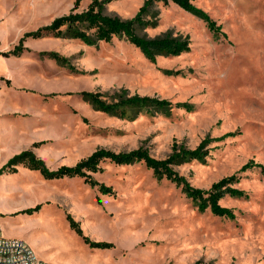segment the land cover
<instances>
[{
	"label": "rangeland",
	"instance_id": "1",
	"mask_svg": "<svg viewBox=\"0 0 264 264\" xmlns=\"http://www.w3.org/2000/svg\"><path fill=\"white\" fill-rule=\"evenodd\" d=\"M91 1L0 0V56L19 57L2 52L25 32L71 10L81 12ZM144 1L111 0L104 3V13L131 18ZM191 3L223 34L212 33L198 16L172 2H155L145 15L151 24L138 28V34L186 38L190 49L157 55L153 62L123 38L89 46L77 39L27 37L21 54L29 51L26 43L39 48L33 75L48 91L25 92L15 85L4 91L9 108H35L37 102L40 114L17 110L2 123L0 167L2 158L16 149L14 154L30 149L56 169L74 165L98 148L129 152L142 147L162 159L173 144L193 149L209 139L204 161L173 168L200 189L236 173L239 181L233 186L245 195H225L219 201L234 217L200 211L180 187L158 179L142 162L100 164L92 178L110 186L113 194L82 178L47 180L19 165L15 173L0 177V217L48 264H264V0ZM44 51L64 57L67 65ZM81 91L98 93L107 102L138 95L170 105L127 108L120 116L96 110ZM227 132L233 134L213 140ZM250 160L256 165L237 173ZM30 201L43 205L38 216L23 211ZM67 215L90 241L112 246L84 243Z\"/></svg>",
	"mask_w": 264,
	"mask_h": 264
},
{
	"label": "trees",
	"instance_id": "2",
	"mask_svg": "<svg viewBox=\"0 0 264 264\" xmlns=\"http://www.w3.org/2000/svg\"><path fill=\"white\" fill-rule=\"evenodd\" d=\"M78 0H76L77 3ZM111 0H92L87 8L81 12L71 10L67 14L55 17L49 24L41 26L33 31L25 32L18 40L17 44L8 51L2 52L3 55H20L24 49L23 42L27 37L41 38L51 36L55 38H70L80 40L85 45H95L98 42H110L112 38H123L136 48L150 61H154L157 55H179L189 51V41L186 38L171 37L165 35L162 37L145 38L138 34L137 29L151 24V21L145 20V15L149 13L150 7L155 2H162L167 5L170 2L178 5L180 8L195 14L204 21L207 28L214 34L222 33L221 26L217 25L210 16L202 9L197 8L191 3V0H145L139 7L137 13L131 18L122 19L116 15L104 13V3ZM223 34V33H222ZM41 54L55 58L62 65H67V60L55 52L44 51ZM70 67V66H69ZM80 95L89 101L96 110L105 113L124 116L127 108H156L158 110L169 107V101L165 99H156L148 96L133 95L129 97H120L116 102H107L100 98L98 93L81 91ZM185 106V103L183 104ZM233 134L227 132L213 140H222L224 137ZM209 139L202 140L197 147L193 149L183 146L172 145L171 153L162 159H157L149 152L139 147L129 152H114L104 148H98L85 158L80 159L74 165H61L56 169H50L45 162L38 158L30 150H22L10 157L1 167L0 174L15 173L17 166L22 165L30 170H36L47 180L60 179L63 177H78L90 186H97L105 194H113L110 186L99 183L92 178V173L101 171L100 164L109 161L115 165H128L142 162L147 169L152 170L154 176L158 179L165 178L176 186L180 187L185 196L191 199L200 211L209 209L213 214L227 218H233L232 209L222 206L219 201L225 196L241 197L245 192L233 184L239 181L236 173L225 176L216 182H213L208 189L193 187L188 180L174 170L175 165L190 160L204 161L208 155V150L204 149ZM256 165L252 160L243 164L237 171L241 172L247 168ZM260 166V165H258ZM41 204L23 210L24 212H36ZM70 228L79 235L84 243L91 247L108 248L111 243L92 242L83 235L77 222L69 215L66 216Z\"/></svg>",
	"mask_w": 264,
	"mask_h": 264
},
{
	"label": "crops",
	"instance_id": "3",
	"mask_svg": "<svg viewBox=\"0 0 264 264\" xmlns=\"http://www.w3.org/2000/svg\"><path fill=\"white\" fill-rule=\"evenodd\" d=\"M25 48L29 49V51H25L24 53L20 54L19 57L10 56V57L6 58V57L0 56V61L4 62V68H0V78L2 80L0 82V89L2 88L0 90V130H2L1 127L6 123L5 121L8 119V117L13 115V114H16L17 110H19L20 112L27 111L30 114H33L34 116L40 114L39 108L37 106H35L37 104V102H34L35 108H31V107L25 108L22 106H18L19 108H12V107L9 108L6 101L4 100V98H5L4 91L7 89V87L15 85V87H17L18 90H20V91L23 90L25 92L29 91V92H34V93H44V92L48 91L47 87H45V84L42 82V80L38 76L33 75V74H35L34 69H36L38 64H39V61H37L39 56H40L39 55V48H33L28 43L25 44ZM2 50L3 49H0V51H2ZM8 50L9 49H7L6 51H8ZM44 57H46V56H44ZM16 58H18V60H15ZM47 60L49 62L51 61L49 59H47ZM45 65H46V63H45ZM47 65H48V63H47ZM14 74H18L19 76L17 77ZM32 77H34V78H32ZM34 100H36V99H34ZM2 123H4V124H2ZM16 151H17V149L11 150V152H9V154L7 156L3 157L2 158L3 164ZM20 166H22V165H20ZM32 171H36V170H32ZM6 175H8V173L0 174V177L6 176ZM11 191H13V190H11ZM36 204H39V203H37L35 201H30L23 208L24 209L25 208H31V207H34ZM1 206L2 205L0 203V208H1ZM42 207H43V205H42ZM19 209H21V208H19ZM10 211H12V210L5 211V213H9ZM39 211H40V209L38 211L34 212L33 215L38 216ZM0 228L2 230V234L6 237H10V238L16 237V238H20V239L23 238L22 234L12 230V226H10V222L8 220L1 218V217H0Z\"/></svg>",
	"mask_w": 264,
	"mask_h": 264
},
{
	"label": "built area",
	"instance_id": "4",
	"mask_svg": "<svg viewBox=\"0 0 264 264\" xmlns=\"http://www.w3.org/2000/svg\"><path fill=\"white\" fill-rule=\"evenodd\" d=\"M0 264H48L24 240L7 238L0 228Z\"/></svg>",
	"mask_w": 264,
	"mask_h": 264
},
{
	"label": "bare ground",
	"instance_id": "5",
	"mask_svg": "<svg viewBox=\"0 0 264 264\" xmlns=\"http://www.w3.org/2000/svg\"><path fill=\"white\" fill-rule=\"evenodd\" d=\"M7 31V30H6ZM5 36V35H4ZM9 36H10V34H9ZM9 36H7V37H9Z\"/></svg>",
	"mask_w": 264,
	"mask_h": 264
}]
</instances>
